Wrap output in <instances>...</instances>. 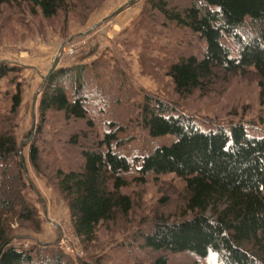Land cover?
I'll list each match as a JSON object with an SVG mask.
<instances>
[{"label": "rangeland", "instance_id": "1", "mask_svg": "<svg viewBox=\"0 0 264 264\" xmlns=\"http://www.w3.org/2000/svg\"><path fill=\"white\" fill-rule=\"evenodd\" d=\"M130 1L88 2L85 5L90 8L99 2L88 18L87 11L78 9L44 19L38 9L32 12L26 0L1 8L0 62L15 71L0 81V134L16 141L17 155L11 165L18 171L20 195L36 214L31 222L15 215L6 217L8 237L10 246L32 254L34 264H46L52 252L62 254L67 264H154L160 256L167 258V264H219L213 254L200 259L189 253H156L143 244L142 234L155 221H180L193 213L186 208L185 184L176 176L148 175L144 182L136 180L135 158L174 140L173 136L151 139L140 126L141 107L146 96L158 98L192 116L202 130L241 122L248 136L261 137L264 94L260 81L252 70L243 74L221 71L207 94L178 96L166 70L182 57L201 56L204 42L184 28L165 23L155 12L148 10L140 16L147 0ZM127 3V12L125 8L115 14ZM186 4L187 0H172L173 7ZM223 42L235 56L236 47ZM68 49L74 54L68 55ZM57 57L55 69L84 65L90 73L91 127L85 121H66L62 113H50L43 122L39 118L44 80ZM18 89L21 105L12 114L11 98ZM110 122L121 129L118 139L123 145L116 151L133 166L120 190L131 198L132 208L127 215L100 224L94 241L86 244L73 231L56 174L77 170L82 150L100 141L113 128ZM31 146L38 150L36 167L29 159ZM206 213L210 215L211 210Z\"/></svg>", "mask_w": 264, "mask_h": 264}, {"label": "trees", "instance_id": "2", "mask_svg": "<svg viewBox=\"0 0 264 264\" xmlns=\"http://www.w3.org/2000/svg\"><path fill=\"white\" fill-rule=\"evenodd\" d=\"M14 1L18 0H0V13L4 5ZM26 1L32 5L33 13L38 9L48 20L60 12L68 15L78 9L87 11L88 18L100 2L90 8L85 4L96 0ZM148 10L204 42L201 56L182 57L166 70L178 96L207 94L218 72L243 74L251 70L260 81L263 96L264 0H187L181 8L173 7L172 0H147L140 16ZM223 41L236 47L235 56ZM14 71L15 67L0 62V81ZM90 82L84 65L53 70L40 94V120L56 112L62 113L66 121H85L91 127L87 106L92 96L88 93ZM21 100L18 89L11 98L12 114L19 109ZM145 100L140 126L151 139L173 136L174 140L135 158L136 180L144 182L148 175L181 179L186 208L193 215L180 221H155L142 234L144 246L156 253H189L200 259L213 254L219 264H264V134L248 136L241 122L202 130L192 116L177 112L167 102L148 96ZM261 104L264 106V101ZM108 125L115 126L113 122ZM120 130L110 128L100 141L82 150L77 170L56 174L73 231L86 244L94 241L100 224L113 221L117 215L125 216L132 208L131 198L120 191L125 186L124 176L133 167L116 151L123 145L118 139ZM16 155L15 139L0 134V264H34L29 251L9 244L6 217L15 215L31 222L36 216L19 193L18 171L11 165ZM29 159L36 167L38 150L34 146L29 149ZM208 209L210 215L206 213ZM46 264L67 262L62 254L52 252ZM154 264H167V258L157 257Z\"/></svg>", "mask_w": 264, "mask_h": 264}, {"label": "water", "instance_id": "3", "mask_svg": "<svg viewBox=\"0 0 264 264\" xmlns=\"http://www.w3.org/2000/svg\"><path fill=\"white\" fill-rule=\"evenodd\" d=\"M132 1H133V0H132ZM132 1H130L129 4L132 3ZM129 4L127 3V4H125L124 6L120 7V8L115 12V14H118V13H120L123 9L127 8ZM62 49H63V48H62ZM57 64H58V57L55 58V60H54V62H53V64H52L50 70L48 71V73H47V75H46V77H45V80H46L47 77L52 73V71L55 70ZM45 80H44V81H45Z\"/></svg>", "mask_w": 264, "mask_h": 264}, {"label": "built area", "instance_id": "4", "mask_svg": "<svg viewBox=\"0 0 264 264\" xmlns=\"http://www.w3.org/2000/svg\"><path fill=\"white\" fill-rule=\"evenodd\" d=\"M67 54L68 55H73L74 54V50L73 49H68L67 50Z\"/></svg>", "mask_w": 264, "mask_h": 264}, {"label": "crops", "instance_id": "5", "mask_svg": "<svg viewBox=\"0 0 264 264\" xmlns=\"http://www.w3.org/2000/svg\"><path fill=\"white\" fill-rule=\"evenodd\" d=\"M127 10H128V8H127V9H125L124 11H125V12H127Z\"/></svg>", "mask_w": 264, "mask_h": 264}]
</instances>
